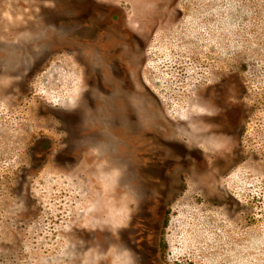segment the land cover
<instances>
[{
  "label": "rangeland",
  "instance_id": "374dc122",
  "mask_svg": "<svg viewBox=\"0 0 264 264\" xmlns=\"http://www.w3.org/2000/svg\"><path fill=\"white\" fill-rule=\"evenodd\" d=\"M0 264H264V0H0Z\"/></svg>",
  "mask_w": 264,
  "mask_h": 264
}]
</instances>
